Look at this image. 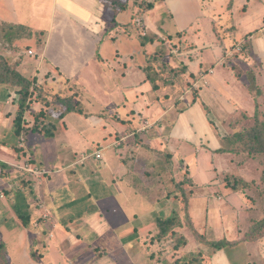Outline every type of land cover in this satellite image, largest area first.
<instances>
[{
    "label": "crops",
    "instance_id": "0c3cea01",
    "mask_svg": "<svg viewBox=\"0 0 264 264\" xmlns=\"http://www.w3.org/2000/svg\"><path fill=\"white\" fill-rule=\"evenodd\" d=\"M135 1L116 13L102 0H0L2 54L19 62L25 77L36 79L32 93L43 88L45 98L72 96L68 85L73 84L83 108V114H68L53 138H47L33 131L43 108L33 94L17 134L19 103L14 97L19 94L0 85V162L10 168L0 169V244L10 264H128V258L149 264L143 245L150 240L155 250L159 231L137 220V205H161L149 215L148 222L156 225L158 218L177 210L179 202L170 203L175 198L169 197L161 174L150 181L152 192H145L147 186L136 183L135 177L150 174L137 172L138 162L167 155L174 168H186L197 187L210 185V192H216L212 181L224 173L246 176L230 154L217 150L222 147L220 131L228 133L225 122L241 110L255 112V91L264 103V0H222L226 4L218 9L207 8L206 0H157L151 10ZM254 6L261 20L253 27ZM139 16L141 25L136 23ZM43 18L48 19L46 25L40 22ZM10 27H17L13 30L18 36L12 40L4 37L5 30L13 31ZM144 34L161 41L142 46L139 37ZM162 41L186 68L169 83L158 81L155 90L147 67L151 50ZM249 75L256 90L249 87ZM195 84L201 88L193 102L190 86ZM184 88L180 100L191 103L176 113L170 98ZM117 112L122 122L114 120ZM173 113L177 124L166 119ZM182 116L190 121V134L181 127ZM155 130L157 137L149 139ZM213 131L216 135L210 136ZM141 132L150 143L145 148H155L157 156L128 152L125 142ZM97 151L102 160L93 157ZM28 162L40 173L19 168ZM202 171L207 177L200 182L197 174ZM243 196L222 193V200L215 199L209 208H216L223 239L231 242L244 238L245 224L254 220L252 205ZM40 201L47 210L40 208ZM21 205L28 216L26 226L15 212ZM120 210L129 215L122 216ZM47 214L51 220L44 218ZM234 233L238 237L231 238ZM238 246L247 249L248 258L258 255V264H264V238ZM250 247L260 251L256 254Z\"/></svg>",
    "mask_w": 264,
    "mask_h": 264
},
{
    "label": "rangeland",
    "instance_id": "374dc122",
    "mask_svg": "<svg viewBox=\"0 0 264 264\" xmlns=\"http://www.w3.org/2000/svg\"><path fill=\"white\" fill-rule=\"evenodd\" d=\"M207 3L205 4V6L207 8H212V7H216L218 9L219 6H222L226 3H221L222 0H206ZM229 1V0H226ZM136 4L141 5L142 8L144 10H149L148 7L150 5H155L157 0H136L135 1ZM221 3V4H220ZM229 3V2H228ZM251 16H252V22H253V27L255 26L256 22H260V18L261 15L257 9L256 6L253 7V12H251ZM166 20V19H165ZM48 19L47 18H43L40 19V22L44 25L47 24ZM138 24H142L143 20L141 19V17H138L137 22ZM165 24H167V21H165ZM1 37L2 34H0ZM3 39V38H2ZM0 39V43H2V45H0V53H3V45L4 43L2 42L3 40ZM159 47L153 48L151 50L152 55H157V57H160L162 59V61H159L155 66H153V75L154 77L159 78L160 80H158L159 82H161V84H165V83H169L170 81L177 79V75L180 76L179 72H181V69L183 68V66L181 65V62L179 61L178 57L176 54L172 53L171 51L173 50L172 48H165L162 42H159ZM162 55V56H161ZM148 56V55H147ZM159 59V58H158ZM180 62V63H179ZM189 86V84H188ZM68 88H70V90H72V93H74V95L76 96V101L78 102L80 108H82V105L79 102V98L78 95L73 91L74 85L70 84V86L68 85ZM190 88H192L190 86ZM178 92L175 93L173 92L172 98H170V100L172 101V105L174 106V112L178 113L180 112V110L182 108H186L188 107V105L191 103L190 102H182L180 100L181 97V93L185 92V88L184 89H176ZM254 90H256L254 88ZM194 91H198V90H193ZM62 93V92H61ZM62 97H65L64 94H61ZM65 95H70L68 93H66ZM55 94H52L50 97H47V104H42L43 108L42 111L44 113H48L49 111H55L54 115L57 116V114L59 115V110L60 108L56 107L54 102H52V100H54ZM16 98V105H18L19 100H20V96L19 95H15ZM253 102H252V112L254 111V109L256 111H258V115L260 118L259 121H264L262 117H264V103L259 102L258 100V93L257 91H255V93L253 94ZM94 107V106H92ZM94 109L96 110L97 108L94 107ZM83 110V108H82ZM254 114V113H253ZM239 113L233 115V117H230V119H228V121L225 122V128L226 131L229 134H233L234 132V128L232 126V123L234 121V117L238 116ZM119 113H115L113 118L116 122H122L121 118H118ZM213 120L217 118L214 115H209ZM175 118V114H170L169 117H166V119H169L168 122L170 123H174L177 124V121L174 120ZM238 119V117L236 118ZM253 123V122H252ZM214 125V124H213ZM181 127L186 128V131L189 133V131L191 130V125H190V121L186 116H182V122H181ZM167 131H165L166 133ZM142 133H146V132H141V133H137L135 134V136L133 135L131 138H129L125 144L128 147V152L138 155L140 152L141 153H146L148 151V149L145 148V146H149L150 143L148 142V137L144 136L143 138L141 137ZM239 133V131L237 132ZM153 134L155 135V137H157V132L156 130L151 132L149 134V139H154ZM190 134V133H189ZM152 135V136H151ZM211 135H216L215 132L213 131V133H210ZM238 135V134H237ZM153 137V138H152ZM15 139H17V137H14ZM195 138V137H194ZM210 141V140H208ZM15 143L16 140H14ZM147 142V143H146ZM201 143H203L201 145ZM200 145L201 146H205V141L201 142ZM196 145V144H195ZM192 147L193 149L195 148ZM199 145V144H198ZM208 146V144H207ZM150 147V146H149ZM191 148V150H192ZM152 151H148L149 154L157 156V151L155 148L152 147ZM189 151V150H188ZM147 152V153H148ZM161 154L163 152H160ZM130 155V154H129ZM245 156H236V155H231V159L232 162H234L238 167L241 166L246 174V179L249 182H253L252 186L250 187V190H246L244 192L240 191L239 194L244 195L249 201L250 204L253 205V208H251L249 210V212H253V211H257V213L260 215L259 218L255 219V223L257 221H259L260 219H262V217L264 218V202L262 199H260L257 196V189H264V180L262 182V179L264 177V168L262 166V160L260 158H255V159H251L252 156L247 154H244ZM167 155H159L157 157H154L152 160V166L150 162H138L137 164V172H142L143 170L148 171V173L150 174L148 177L146 176H141L140 179L138 176H136V183L138 184H145L147 187H145V192H149L150 188H153V186H149L150 181L155 180L156 181V175L157 174H161V180L163 182V185L165 187V190H169L170 192L175 191L176 189V185L178 182L181 181H186V188L188 191H191L192 193V198L190 201V210H189V215L194 227V231H196L197 233H199L200 235H202L203 237H205L207 240L209 241H218V240H222L224 237H226L225 233L223 232L224 230V226H221V219L219 217H216V215L218 214V212H216V208L214 207L212 210H210V206L211 204L215 203V199L217 200H222L220 198V195L222 196V193H228V190L226 189V182H225V175L228 173H224L222 175H220L217 179L213 180L212 183L214 182V184H211L212 187H216V192H210V185H203L201 184L200 186H196V184L193 182V184H189V182L187 183L188 178L190 177V173L186 170L185 167H179V168H174L173 167V162L171 161V158L167 156ZM30 161V160H29ZM150 161V160H149ZM192 162V161H191ZM28 163H25L24 165H28ZM190 164V163H189ZM23 165V166H24ZM152 168V169H149ZM25 172V171H24ZM30 174V173H27ZM197 174V173H196ZM210 174V173H209ZM201 178H198V180L200 182H202L203 179H206L207 177V172H203L201 174H197V177L199 176ZM152 177V178H151ZM202 179V180H201ZM28 180V179H27ZM166 180L168 181L166 183ZM25 181V180H24ZM154 182V181H153ZM152 182V183H153ZM203 185V186H202ZM221 187V189H220ZM152 192V191H150ZM190 194H188L189 196ZM155 197V195H153ZM191 196V195H190ZM243 196V197H244ZM209 197V198H208ZM244 197V198H245ZM171 198H175V200H171V204L172 203H176V200L178 201V198L176 195L171 194ZM245 198V199H246ZM154 200L156 198H153ZM179 202V201H178ZM145 205L150 206V204L146 203ZM192 206V207H191ZM159 207H161V205H152L150 207L145 208L143 204L139 203L137 205L138 211V217L137 220H141L146 222L147 224L145 225L146 228H152V227H156L155 222H148V219L151 218L150 216H153L154 210H157ZM179 207H182L179 203ZM192 208V209H191ZM179 209V208H178ZM177 209V210H178ZM253 209V210H252ZM175 210V211H177ZM180 210V209H179ZM120 212H122V216L123 214H126L127 216L129 215L128 211L123 210ZM172 213V212H171ZM146 215H148V217H146ZM223 217V216H221ZM253 217V216H252ZM180 219L183 223H185L184 228L179 229V232L184 235L185 237L188 238L189 243L187 246L183 247L181 250L178 251H174L173 248V243L172 240H165L163 243H157L155 250L152 249L151 246V241L147 240L144 242L143 248L145 250V248L147 249L146 251V259L144 258V260H146L147 263L149 264H158V263H162V264H172L174 263L179 257L185 255L186 253H199V252H204L206 253L207 259H205L206 263L205 264H258L260 262V257L258 255H256L255 257L252 258H248L250 255L247 256V249H242L240 248V246H236V247H230L221 251H217L214 252L212 248L207 247L205 245H202L199 243L198 239H197V235L195 232H193V230H191L189 223L190 220L187 222L185 219V215L183 212L180 211ZM93 222H95L96 220L91 219ZM194 221V222H193ZM220 221V222H218ZM188 223V224H187ZM195 223V226H194ZM220 223V225L218 224ZM217 225V226H215ZM248 225V224H247ZM245 224V234H244V241H236L239 244L241 243H246L248 242V233L250 232V229L252 228L253 224L252 222L247 226ZM221 226V227H220ZM139 228L141 230H143L141 228V226H139ZM230 230V229H229ZM233 230V229H232ZM242 230H239V232L241 233ZM142 234V233H141ZM180 234V235H181ZM233 235V234H232ZM247 236V241H246V237ZM238 237V235L236 236L235 233L233 236H231V238H235ZM228 238V236H227ZM154 244V243H152ZM249 249H255L257 250L255 253L257 254L260 249L258 248H252L250 247ZM262 250V249H261ZM252 251V250H251ZM246 252V253H245ZM253 252V251H252ZM261 255L263 256L262 253H264V251H260ZM111 256L113 255V253H109ZM218 258L215 257L216 255H218ZM149 258V259H148ZM130 262L132 264H134L130 258L127 259V263L130 264ZM208 262V263H207Z\"/></svg>",
    "mask_w": 264,
    "mask_h": 264
},
{
    "label": "trees",
    "instance_id": "16d2710c",
    "mask_svg": "<svg viewBox=\"0 0 264 264\" xmlns=\"http://www.w3.org/2000/svg\"><path fill=\"white\" fill-rule=\"evenodd\" d=\"M104 4L113 9L116 13L124 12L128 9L129 1L130 0H102ZM148 9H153V5H150ZM12 30L17 27H10ZM19 28V27H18ZM7 32V33H6ZM4 37H8L10 40L18 36L15 30L9 31L5 30ZM140 43L142 46H148L150 44H155L158 41H161L158 37L153 35L144 34L139 37ZM162 56V55H161ZM159 58V59H158ZM159 61H162L160 57L157 55H150L149 56V66L147 67V72L149 73L151 78V83L153 84V88L155 90L158 89V80L159 78L154 77L153 73V66H155ZM186 67L181 69V72L185 70ZM180 74V75H181ZM248 73H246L247 75ZM178 77V75H177ZM250 82V89L255 88V85L251 81V75L248 76ZM36 79L32 80L25 77L21 71L19 70V62H14L11 58H8L0 53V85H6L12 88L17 89V93L20 96L19 100V112L15 120V127L17 134L21 133L22 131V123H23V116L24 113L29 109V99L31 95L34 94L36 97V101L42 104H47V98H45L46 92L43 88H37L36 92L32 93V89L36 85ZM193 91V90H192ZM199 91V89H198ZM198 91H194L193 94V102L197 100ZM55 106L60 108L59 115H54L55 111H49L48 113H44L43 111L36 115V122L34 125V132L44 135L47 138H53L55 135V131L57 130V126L59 122H61L68 114L72 112H76L79 114H83L78 102L76 101V96H65L62 97L61 94H55L54 100ZM186 109H181L180 111L183 112ZM258 111L255 110L254 114H250L247 111H239V115L234 117V121L232 126L234 128L233 134H223L222 131V147L217 150V153L221 154H230L236 155L238 157L245 156L247 154L252 156L251 159L260 158L262 160V166L264 168V121H259L261 117H259ZM238 117V119H236ZM264 120V117H262ZM253 122V123H252ZM239 131V133H237ZM238 134V135H237ZM10 169L9 166H5L0 162V169ZM264 173V172H263ZM225 182H226V189L228 193L235 194L239 193L240 191L244 192L246 190H250L253 182H249L246 179V176L242 175H235L232 173H228L225 175ZM264 177L262 179V182ZM193 184V179L191 177L188 178L187 183ZM254 184V183H253ZM186 186V181L178 182L176 185L175 191L169 192V197L171 194L177 196L178 201L182 207H179L177 211H172L170 216L164 218H158L156 220V226L159 233L156 236V239L159 240L158 243H163L165 240H172L173 243V250L178 251L181 250L183 247L187 246L189 240L187 237L182 235L179 232V229L184 228L185 223H183L180 219V211L184 213L185 220L188 222L190 220L189 226L193 232L196 233L197 239L200 244L205 245L213 249L214 252L221 251L230 247H236L238 243L236 241L231 242L227 239H222L218 241H209L196 231H194V227L189 215L190 210V201L192 198L191 191H188ZM257 196L263 200L264 202V189H257ZM188 194H190L188 196ZM253 208V205L252 207ZM253 210V209H252ZM17 216L21 219L23 224L26 226L28 225V216L27 212L25 211V207L23 205L17 207L15 209ZM254 220L251 221L253 226L248 233V241L254 242L256 240H261L264 238V218L260 219L256 223L254 222L256 218H259V214L257 211L252 212ZM188 224V223H187ZM181 234V235H180ZM247 241V236L245 237ZM155 239V238H154ZM244 241V239H241ZM240 240V241H241ZM5 247L0 244V258L2 264H10L7 261V256L5 253ZM207 254L204 252L199 253H186L185 255L179 257L174 263L172 264H205L207 259ZM210 256V255H209ZM208 256V257H209ZM211 258V256H210ZM208 263V262H207Z\"/></svg>",
    "mask_w": 264,
    "mask_h": 264
},
{
    "label": "built area",
    "instance_id": "2783aa9c",
    "mask_svg": "<svg viewBox=\"0 0 264 264\" xmlns=\"http://www.w3.org/2000/svg\"><path fill=\"white\" fill-rule=\"evenodd\" d=\"M30 54H33L31 51H30ZM212 71H210L209 73H211ZM205 76L206 75H201L200 76V79L202 80V81H204L205 80ZM205 84H207V82H204ZM201 87H199V85H193V87H192V90H198V89H200ZM93 157H95L97 160H102L103 159V156H102V154H101V152L100 151H97L96 153H94L93 154ZM89 157H84L83 158V161H85V160H87ZM22 171H25V172H27V173H30V174H39L40 173V171L38 170V169H33V168H31L29 165H24V166H22V167H19ZM0 198H4V194H2V193H0ZM39 206H40V208H42V209H44V210H47V208H46V205H45V203L43 202V201H40V203H39ZM44 218L45 219H49V220H51V216H50V214H47V215H45L44 216Z\"/></svg>",
    "mask_w": 264,
    "mask_h": 264
}]
</instances>
